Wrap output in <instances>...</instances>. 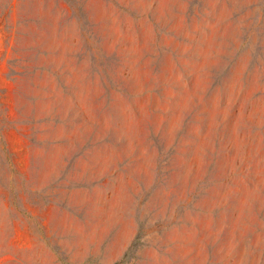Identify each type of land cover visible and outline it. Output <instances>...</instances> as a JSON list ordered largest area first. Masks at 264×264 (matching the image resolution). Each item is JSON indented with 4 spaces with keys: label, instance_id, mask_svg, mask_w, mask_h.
<instances>
[{
    "label": "rangeland",
    "instance_id": "374dc122",
    "mask_svg": "<svg viewBox=\"0 0 264 264\" xmlns=\"http://www.w3.org/2000/svg\"><path fill=\"white\" fill-rule=\"evenodd\" d=\"M0 264H264V0H0Z\"/></svg>",
    "mask_w": 264,
    "mask_h": 264
}]
</instances>
